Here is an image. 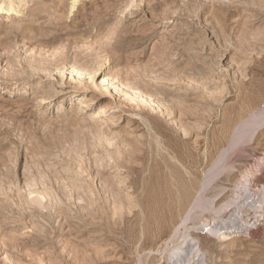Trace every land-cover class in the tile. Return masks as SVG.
Masks as SVG:
<instances>
[{"label": "rangeland", "instance_id": "1", "mask_svg": "<svg viewBox=\"0 0 264 264\" xmlns=\"http://www.w3.org/2000/svg\"><path fill=\"white\" fill-rule=\"evenodd\" d=\"M263 111L264 0H0V264H171L205 182L218 208L258 165L264 195V129L217 161ZM249 209L189 231L206 264H264Z\"/></svg>", "mask_w": 264, "mask_h": 264}, {"label": "bare ground", "instance_id": "2", "mask_svg": "<svg viewBox=\"0 0 264 264\" xmlns=\"http://www.w3.org/2000/svg\"><path fill=\"white\" fill-rule=\"evenodd\" d=\"M103 82H105V80ZM111 109L112 108L109 105V103L103 106H99L96 117L97 118H103L105 116L107 117L108 116L107 114ZM256 113L253 114L254 116L252 115V117L250 118V120H248V122L241 125L240 128L238 127L235 134H233V137L231 139L228 148L220 152L219 155L220 159H218L217 161L221 165L222 162L225 163L224 158L237 147L238 143L241 142L246 130H249L250 128L252 129L251 134H249V136L251 135L250 136V141H251L257 132L264 129V119L261 118V116H264V111L262 112V114L260 112H258L260 114L258 113L256 114ZM257 118H261L262 120L261 121L259 120L260 121L259 123L255 122ZM249 136L247 135V138ZM218 164L215 162L214 164L215 166H213L215 168L212 169L210 168L211 169L210 171L212 172L213 175H215L221 169L220 168L221 166L217 167ZM223 168L224 166L222 165V170ZM260 168L261 167L256 165L254 166L253 169L247 171L245 173V176L243 177V181L239 183L238 194H236L233 197H230V199L228 200H225L223 205L219 206L218 208H214L215 198L206 199V196L204 197L203 195V191L205 190L206 187H208L209 182H205L204 186L203 187L201 186L202 187L201 192L200 190L198 191L199 194L197 196L195 195L190 205H188V208H186V212L183 215L179 227L174 231L172 238L170 239L172 246L171 248H169L170 250L168 252V256L170 257V259H172L173 264H206V253L199 248L200 246L198 245L197 238L191 236L189 231L205 234V236L208 238L211 237L212 239L221 240V241H228L230 240L231 236L237 235L242 232H246V233L250 232L249 231L250 228L255 224V222L253 223V220L255 221L254 219L255 217L252 220L253 224H249L247 222L249 217L247 218V220H245L241 210L247 206L256 213L261 214L262 212L260 211H263L264 209L262 208V204L264 202V195L259 196L257 194L258 192L255 193L253 191L254 189H252L254 173L255 172L257 173V171L261 170ZM236 188L234 187V189ZM263 191H264V187L260 189V193L263 194L262 193ZM229 207H232L230 211H228L227 209ZM204 214L209 215V218L202 219V216ZM189 224L192 225L191 228L187 227Z\"/></svg>", "mask_w": 264, "mask_h": 264}]
</instances>
